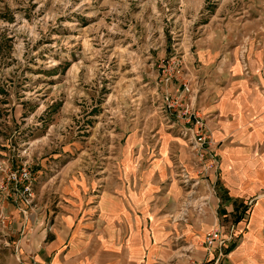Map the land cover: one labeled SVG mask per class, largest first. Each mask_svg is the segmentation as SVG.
I'll return each instance as SVG.
<instances>
[{"label": "rangeland", "instance_id": "obj_1", "mask_svg": "<svg viewBox=\"0 0 264 264\" xmlns=\"http://www.w3.org/2000/svg\"><path fill=\"white\" fill-rule=\"evenodd\" d=\"M248 3L0 0V164L24 166L32 178L27 195L6 185L0 172V264L16 241L12 220L67 216L80 211L76 203L95 202L104 187L132 189L137 177L128 171L139 174L157 157L159 136L190 147L180 134L178 109L161 104L169 87L182 82L165 84L162 62L180 59L187 79L199 69L195 44L229 39V25ZM191 89L196 110L202 87ZM175 155L170 146L167 161L183 189L181 208L180 176L189 172ZM159 157H165L162 144ZM207 160L195 156L193 180H204L207 169L218 174L217 158L211 167ZM210 185L218 226L227 233L233 218L221 217L218 186L215 180Z\"/></svg>", "mask_w": 264, "mask_h": 264}, {"label": "crops", "instance_id": "obj_2", "mask_svg": "<svg viewBox=\"0 0 264 264\" xmlns=\"http://www.w3.org/2000/svg\"><path fill=\"white\" fill-rule=\"evenodd\" d=\"M248 1L241 19L229 25V39L195 44L199 69L188 75L191 85L202 87L196 111L219 162L218 174L207 169L208 182L196 187L197 195L208 197L204 213L190 209L184 220L173 217L183 189L171 178L169 147L191 178L195 154L181 139L162 135L157 157L139 174L128 171L137 177L132 189L104 187L95 202L76 203L73 209L80 211L67 216L12 220L17 237L1 264H201L202 240L219 227L214 180L221 217L233 218L228 227L233 238L221 257L212 248L209 264L216 258L217 264H264V2Z\"/></svg>", "mask_w": 264, "mask_h": 264}, {"label": "built area", "instance_id": "obj_3", "mask_svg": "<svg viewBox=\"0 0 264 264\" xmlns=\"http://www.w3.org/2000/svg\"><path fill=\"white\" fill-rule=\"evenodd\" d=\"M181 65L182 62L177 57H172L162 62L163 70L166 72L162 81L168 84L173 80L181 79L182 82L174 92L163 94L161 104H165V107L169 110L178 109L181 118H183V126L180 134L190 144V148L199 160H202L203 157H209L211 163L214 164V151L216 146L208 136L204 127V120L191 105L194 101L195 94L192 92L190 80L184 77ZM185 96H188L186 102ZM0 172L5 177L6 185H10V188L12 186L14 190H18L19 188L22 193L30 195L29 188L32 178L30 171L26 167L22 166L14 170L0 164ZM180 179L182 186L185 188L184 203L174 218L184 220L190 209L197 213H204V209L208 207L209 202L208 197L195 194V188L199 182L193 180L186 173H183ZM228 230L227 237L222 236L219 227L211 230L204 236L201 244L204 248L205 261L201 264H209L207 258L214 247L218 249V256H222L221 248L230 243L233 238L231 228ZM217 262L218 259L216 258L210 264H217Z\"/></svg>", "mask_w": 264, "mask_h": 264}]
</instances>
